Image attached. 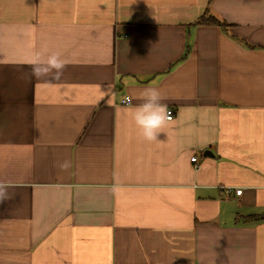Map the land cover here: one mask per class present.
<instances>
[{
	"label": "crops",
	"instance_id": "crops-1",
	"mask_svg": "<svg viewBox=\"0 0 264 264\" xmlns=\"http://www.w3.org/2000/svg\"><path fill=\"white\" fill-rule=\"evenodd\" d=\"M0 180V264H264V0H0Z\"/></svg>",
	"mask_w": 264,
	"mask_h": 264
},
{
	"label": "clouds",
	"instance_id": "clouds-1",
	"mask_svg": "<svg viewBox=\"0 0 264 264\" xmlns=\"http://www.w3.org/2000/svg\"><path fill=\"white\" fill-rule=\"evenodd\" d=\"M25 62L31 66L32 75L37 79L50 77L56 81L62 78L68 63L59 52L48 53L47 51H35ZM136 99H139L140 102L131 109L135 127L143 140L157 141L159 134L163 133L170 120L168 106L162 103L164 97L157 88L149 86ZM125 103H130V101L126 100ZM59 167L67 169L69 162L64 161ZM11 187H13L11 182L0 180V204L11 199L9 192Z\"/></svg>",
	"mask_w": 264,
	"mask_h": 264
},
{
	"label": "trees",
	"instance_id": "trees-1",
	"mask_svg": "<svg viewBox=\"0 0 264 264\" xmlns=\"http://www.w3.org/2000/svg\"><path fill=\"white\" fill-rule=\"evenodd\" d=\"M197 22L198 23H217L220 25H226L225 22L220 21L218 18H216L213 15H210V16L203 15L197 20Z\"/></svg>",
	"mask_w": 264,
	"mask_h": 264
},
{
	"label": "built area",
	"instance_id": "built-area-1",
	"mask_svg": "<svg viewBox=\"0 0 264 264\" xmlns=\"http://www.w3.org/2000/svg\"><path fill=\"white\" fill-rule=\"evenodd\" d=\"M130 101V103H131V98L130 97H126V98H124L123 99V103H125V101ZM126 104H129V103H126ZM169 111V113H170V119H172L173 118V109H169L168 110ZM192 161H194V162H196V167H199V162H198V156H193L192 157ZM241 192H242V189H237L236 190V193L237 194H241Z\"/></svg>",
	"mask_w": 264,
	"mask_h": 264
},
{
	"label": "water",
	"instance_id": "water-1",
	"mask_svg": "<svg viewBox=\"0 0 264 264\" xmlns=\"http://www.w3.org/2000/svg\"><path fill=\"white\" fill-rule=\"evenodd\" d=\"M204 154H205V155H209V156H214L212 150H210V149H206V150L204 151Z\"/></svg>",
	"mask_w": 264,
	"mask_h": 264
}]
</instances>
